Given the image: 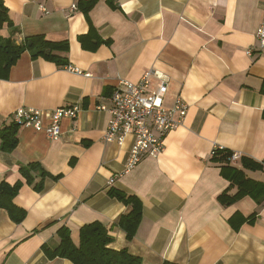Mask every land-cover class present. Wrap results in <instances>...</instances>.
<instances>
[{
	"label": "crops",
	"instance_id": "obj_1",
	"mask_svg": "<svg viewBox=\"0 0 264 264\" xmlns=\"http://www.w3.org/2000/svg\"><path fill=\"white\" fill-rule=\"evenodd\" d=\"M2 1L13 23L2 29L4 38L19 44L41 35L69 47L57 52L66 67L26 52L0 79V130L21 108L78 105L82 112L63 120L59 141L19 127L15 152L0 149V182L23 183L14 203L27 212L17 224L0 209V264H73L49 259L43 246L57 249L62 228L78 245L80 229L96 222L114 238L111 249H126L142 264H264V203L244 197L222 206L218 197L237 188L230 189L221 175L225 162L212 155L218 146L264 166V52L248 55L257 46L264 0H100L88 18L80 0ZM91 29L102 41L95 50L79 41ZM151 70L168 79L164 106L179 97L188 112L162 153L127 171L134 139L106 143L111 115L100 107L121 81L139 82ZM159 83L152 78V89ZM239 159L233 165L241 167ZM30 163L50 175L41 192L20 173ZM245 174L264 184V171ZM112 189L142 203L132 241L118 225L129 208L109 196ZM255 213L253 224H230L236 214Z\"/></svg>",
	"mask_w": 264,
	"mask_h": 264
},
{
	"label": "trees",
	"instance_id": "obj_2",
	"mask_svg": "<svg viewBox=\"0 0 264 264\" xmlns=\"http://www.w3.org/2000/svg\"><path fill=\"white\" fill-rule=\"evenodd\" d=\"M100 0H80L78 8L89 17L90 12L98 4ZM113 4V0H108ZM13 27L12 20L8 9L0 0V79H8L12 67H14L21 56L28 52L33 59L44 58L46 60L56 62L58 65L66 67L65 60L60 59L57 52L68 50V42H52L45 36L26 37L21 43H17L13 37L4 38L1 35L2 29L5 27ZM17 30L14 31V34ZM97 36L96 41L92 45L88 44V40ZM79 41L84 49L95 50L102 41L99 39L96 31L91 29L88 35L81 36ZM19 126L13 122L4 126L0 130V149L6 153H14L18 146ZM235 153L226 149L216 150L213 158L224 161L225 164L220 166L221 175L230 183L231 188H237V192L231 195L229 191L224 192L218 197V201L222 206H229L236 201L244 198H252L258 206L264 203V184L249 179L245 171H264V166L246 157H239L241 167L233 165L237 160H232ZM20 173L28 184H32L36 192L44 189V181L50 175L45 172L38 163H30L21 167ZM35 176L40 180L36 181ZM23 183L17 182L10 185L5 181L0 182V209H4L10 215V218L17 224L24 221L27 212L15 205L14 200L18 196ZM109 196L124 204L129 208L119 221V227L123 229L127 235V240L132 241L135 237L137 229L142 220L143 206L141 201L132 195L119 190H110ZM258 218V213L248 218L236 214L230 220V224L235 230H239L244 224H253ZM60 244L57 249L51 250L47 246H43L42 250L49 259L61 258L72 262L73 264H142V259L131 255L126 249L116 251L110 248L114 242V238L110 235L106 226L101 223H93L85 225L79 231V243L74 244L71 233L67 228L59 231ZM168 264V263H165Z\"/></svg>",
	"mask_w": 264,
	"mask_h": 264
},
{
	"label": "built area",
	"instance_id": "obj_3",
	"mask_svg": "<svg viewBox=\"0 0 264 264\" xmlns=\"http://www.w3.org/2000/svg\"><path fill=\"white\" fill-rule=\"evenodd\" d=\"M43 1V0H41ZM41 9L43 10V6ZM73 6L72 10H76ZM257 46L249 49L248 55L253 56L255 51L264 52V10L261 24L256 34ZM68 70L82 75L83 72L68 67ZM156 78L160 83L152 89L151 79ZM169 93L167 77L156 70H151L139 82L121 81L120 87L112 92L108 104L101 106L100 110L110 113V120L104 135L106 143L117 142L123 144L127 137H133L134 142L128 160V169L136 167L142 159L149 154H159L165 150V139L168 134L182 126L188 105L177 98L172 108L164 106V101ZM82 112L78 105H71L49 112L35 109H18L12 122L19 127L32 128L43 132L51 141L62 138V122L64 119H75ZM216 146V150H222ZM239 155H233L232 160H237ZM115 179L109 180L112 186Z\"/></svg>",
	"mask_w": 264,
	"mask_h": 264
}]
</instances>
